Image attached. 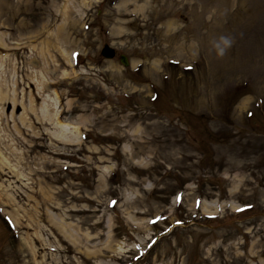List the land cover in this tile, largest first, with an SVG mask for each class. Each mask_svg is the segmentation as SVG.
Instances as JSON below:
<instances>
[{"label":"rangeland","instance_id":"rangeland-1","mask_svg":"<svg viewBox=\"0 0 264 264\" xmlns=\"http://www.w3.org/2000/svg\"><path fill=\"white\" fill-rule=\"evenodd\" d=\"M0 264H264V0H0Z\"/></svg>","mask_w":264,"mask_h":264},{"label":"clouds","instance_id":"clouds-1","mask_svg":"<svg viewBox=\"0 0 264 264\" xmlns=\"http://www.w3.org/2000/svg\"><path fill=\"white\" fill-rule=\"evenodd\" d=\"M232 43L233 40L230 37H221L219 42H214L213 46L216 49L218 57L222 58L225 56Z\"/></svg>","mask_w":264,"mask_h":264},{"label":"water","instance_id":"water-1","mask_svg":"<svg viewBox=\"0 0 264 264\" xmlns=\"http://www.w3.org/2000/svg\"><path fill=\"white\" fill-rule=\"evenodd\" d=\"M101 52L107 57L113 56V54L115 53L114 48L108 44H104V46L101 49ZM119 59L124 65L128 64V58L124 53H121L119 55Z\"/></svg>","mask_w":264,"mask_h":264}]
</instances>
